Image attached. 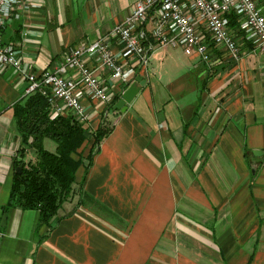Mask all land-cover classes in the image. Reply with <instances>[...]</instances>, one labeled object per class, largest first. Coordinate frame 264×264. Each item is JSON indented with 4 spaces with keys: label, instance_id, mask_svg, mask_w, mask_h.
<instances>
[{
    "label": "crops",
    "instance_id": "crops-1",
    "mask_svg": "<svg viewBox=\"0 0 264 264\" xmlns=\"http://www.w3.org/2000/svg\"><path fill=\"white\" fill-rule=\"evenodd\" d=\"M136 1L27 0L0 42L40 73L107 35ZM240 46L233 61L209 44L220 63L155 48L136 75L145 81L137 96L107 118L81 191L41 226L37 211L2 209L21 146L13 105L27 82L0 72V264H264V49ZM103 109L88 105V131ZM23 160L35 151L27 147Z\"/></svg>",
    "mask_w": 264,
    "mask_h": 264
},
{
    "label": "built area",
    "instance_id": "built-area-1",
    "mask_svg": "<svg viewBox=\"0 0 264 264\" xmlns=\"http://www.w3.org/2000/svg\"><path fill=\"white\" fill-rule=\"evenodd\" d=\"M27 0H0V30L7 19H19ZM236 23L230 26L231 19ZM241 43L264 49V13L255 0H137L132 13L107 35L80 43L51 69L31 73L24 69L13 45L0 42V72L12 70L27 82L25 96L45 97L51 115L73 116L90 128L88 105L104 109L121 96L136 75L147 68L155 48H180L200 62H217L208 45L222 47L233 61ZM91 63V65H89ZM115 82L107 92V78ZM24 96V97H25ZM3 234L0 232V239Z\"/></svg>",
    "mask_w": 264,
    "mask_h": 264
},
{
    "label": "trees",
    "instance_id": "trees-1",
    "mask_svg": "<svg viewBox=\"0 0 264 264\" xmlns=\"http://www.w3.org/2000/svg\"><path fill=\"white\" fill-rule=\"evenodd\" d=\"M235 23L232 18L230 26ZM118 99L104 110L96 129L89 132L73 116L51 115L47 99L38 92L16 102L13 119L21 146L13 159L11 187L3 212L11 208L37 211L38 226L49 225L62 204L81 191L100 143L111 130L107 118L114 113L112 106ZM46 139L56 144L55 152L44 149ZM27 147L35 151L34 161L24 162ZM80 167L84 174L76 183ZM17 168L21 173L16 172Z\"/></svg>",
    "mask_w": 264,
    "mask_h": 264
},
{
    "label": "water",
    "instance_id": "water-1",
    "mask_svg": "<svg viewBox=\"0 0 264 264\" xmlns=\"http://www.w3.org/2000/svg\"><path fill=\"white\" fill-rule=\"evenodd\" d=\"M145 84V81L142 77L136 76L135 80L132 84H130L124 92L121 94L120 98L116 101V103L112 106V112H120L123 113L126 111L127 107L131 104L133 99L137 96L140 91V88ZM17 173H21V169H16ZM6 221V216L2 217L1 226H4Z\"/></svg>",
    "mask_w": 264,
    "mask_h": 264
},
{
    "label": "rangeland",
    "instance_id": "rangeland-1",
    "mask_svg": "<svg viewBox=\"0 0 264 264\" xmlns=\"http://www.w3.org/2000/svg\"><path fill=\"white\" fill-rule=\"evenodd\" d=\"M255 2H256V4L258 5V7H262V6H260L259 4H258V1L257 0H255ZM86 129H88L89 130V127H87ZM89 132V131H88ZM43 147H44V149L45 150H47V151H49V152H55V149H56V144L53 142V141H51V140H45L44 141V144H43Z\"/></svg>",
    "mask_w": 264,
    "mask_h": 264
}]
</instances>
